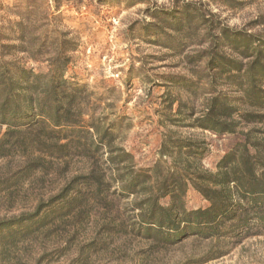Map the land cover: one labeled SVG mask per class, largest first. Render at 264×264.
<instances>
[{
	"label": "rangeland",
	"instance_id": "rangeland-1",
	"mask_svg": "<svg viewBox=\"0 0 264 264\" xmlns=\"http://www.w3.org/2000/svg\"><path fill=\"white\" fill-rule=\"evenodd\" d=\"M225 30L264 42V0H0L2 80L41 74L43 100L49 79L64 78L75 123L65 148L46 125H0V264H264L260 225L167 243L140 219L176 178L186 209L206 208L188 174L217 172L245 141L264 145V119L247 117L262 114L241 102L226 120L234 133L199 126L214 97H241L236 72L211 59L249 62Z\"/></svg>",
	"mask_w": 264,
	"mask_h": 264
},
{
	"label": "trees",
	"instance_id": "trees-1",
	"mask_svg": "<svg viewBox=\"0 0 264 264\" xmlns=\"http://www.w3.org/2000/svg\"><path fill=\"white\" fill-rule=\"evenodd\" d=\"M221 35L232 52L249 62L244 64L222 55H211L222 69L230 66L236 72L230 78L241 79L236 85L241 97L230 102L219 95L214 97L206 114L200 118V128L216 135L235 132L236 122L226 120L237 114L236 103L241 102L262 114L247 117L264 119V42L257 41L253 35L226 30ZM9 70L8 67L0 69V89H7V97L0 98V125H7L8 133L46 125L51 135H57L60 148L67 147V143L60 145L67 139L61 134L75 124L72 121L74 98L68 81L52 76L46 85V97L41 100L37 97L38 84L43 78L41 74L28 75L19 68L16 69L17 80L11 77L6 85L2 79ZM188 179L209 205L188 210L182 199L186 190L181 178L174 179L171 184L163 183L160 194L147 199L141 207L140 219L149 236L171 243L187 234L220 239L227 234L248 235L253 224L264 227V145L249 141L240 143L222 158L217 172H205L195 177L188 174ZM132 187L131 182L126 188ZM168 196L167 207L161 206L159 199Z\"/></svg>",
	"mask_w": 264,
	"mask_h": 264
}]
</instances>
